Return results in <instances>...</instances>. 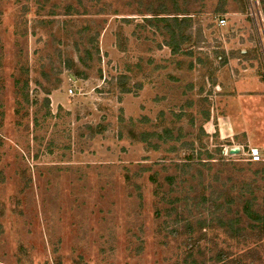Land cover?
I'll list each match as a JSON object with an SVG mask.
<instances>
[{"label": "rangeland", "instance_id": "1", "mask_svg": "<svg viewBox=\"0 0 264 264\" xmlns=\"http://www.w3.org/2000/svg\"><path fill=\"white\" fill-rule=\"evenodd\" d=\"M241 67L264 0H0V264H264V162L217 130Z\"/></svg>", "mask_w": 264, "mask_h": 264}, {"label": "crops", "instance_id": "2", "mask_svg": "<svg viewBox=\"0 0 264 264\" xmlns=\"http://www.w3.org/2000/svg\"><path fill=\"white\" fill-rule=\"evenodd\" d=\"M219 74H221L219 75V88L227 90L229 93L228 98H230V102L228 99L219 102L224 103L225 107L229 102L228 106L231 109L232 116H235L230 132L221 131V117L219 115V118H216V120L218 119L217 130H219L220 138L228 139L231 137V140L235 142L233 147L242 148L245 144L249 147H259L258 144L264 143V135L254 142L255 138L253 140L251 131L258 129L259 125L261 127L264 116V81L250 67L239 68L233 73L229 82L222 77L223 69L219 70ZM247 110L248 114L246 113ZM207 121L210 122L211 118ZM262 129L264 130V128Z\"/></svg>", "mask_w": 264, "mask_h": 264}, {"label": "trees", "instance_id": "3", "mask_svg": "<svg viewBox=\"0 0 264 264\" xmlns=\"http://www.w3.org/2000/svg\"><path fill=\"white\" fill-rule=\"evenodd\" d=\"M180 13H165L164 11H162L161 13H154L153 17L154 19H158L160 21L165 22V27L167 28V33L169 35H171V37L175 40L181 38V42H188L189 38L184 39V35L186 33V27L190 26V17L189 15H183L180 16ZM179 37V38H178ZM179 44V43H178ZM178 44H168L169 47L173 48L172 52L176 53L178 51V49L180 48ZM181 44V43H180ZM78 73V71H76ZM75 73V74H77ZM208 119V117H207ZM264 162V161H262ZM258 163V162H257ZM244 210L247 214V216L250 218L252 225H250V227L253 230H257V234H253L254 236H256L258 238L259 245L261 242H264V213H261L258 210H255L253 208V204L252 203H247L244 206ZM221 257H223V255H220ZM248 256V255H247ZM249 257V256H248ZM254 260H256L255 258H257L256 256H253ZM247 258V257H246ZM253 260V262H254ZM251 262V263H253Z\"/></svg>", "mask_w": 264, "mask_h": 264}, {"label": "built area", "instance_id": "4", "mask_svg": "<svg viewBox=\"0 0 264 264\" xmlns=\"http://www.w3.org/2000/svg\"><path fill=\"white\" fill-rule=\"evenodd\" d=\"M217 20H218V25L220 27H224L227 25V19L225 17H220ZM69 92L72 93V90L69 89ZM241 149L242 148H240V150ZM244 153L247 156V160L252 163L264 161V152H262L259 147H248V149L245 150Z\"/></svg>", "mask_w": 264, "mask_h": 264}, {"label": "water", "instance_id": "5", "mask_svg": "<svg viewBox=\"0 0 264 264\" xmlns=\"http://www.w3.org/2000/svg\"><path fill=\"white\" fill-rule=\"evenodd\" d=\"M231 153H236V152H239L240 151V148L239 147H232L230 149Z\"/></svg>", "mask_w": 264, "mask_h": 264}]
</instances>
